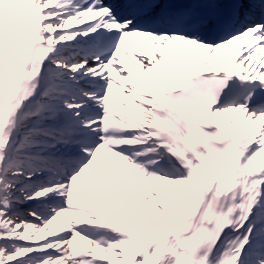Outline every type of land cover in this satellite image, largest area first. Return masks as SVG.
I'll return each mask as SVG.
<instances>
[{"label": "snow or ice", "instance_id": "snow-or-ice-1", "mask_svg": "<svg viewBox=\"0 0 264 264\" xmlns=\"http://www.w3.org/2000/svg\"><path fill=\"white\" fill-rule=\"evenodd\" d=\"M0 264H264V0H0Z\"/></svg>", "mask_w": 264, "mask_h": 264}]
</instances>
